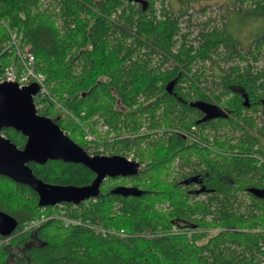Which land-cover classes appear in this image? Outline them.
Wrapping results in <instances>:
<instances>
[{"label": "trees", "instance_id": "obj_1", "mask_svg": "<svg viewBox=\"0 0 264 264\" xmlns=\"http://www.w3.org/2000/svg\"><path fill=\"white\" fill-rule=\"evenodd\" d=\"M41 4L0 0V43L15 30L19 43L31 47L49 94L62 102L59 109L47 100L46 112L37 113L84 150L82 125L94 135L100 119L114 131L137 134L146 126L155 136L114 142L132 143L148 165L132 176L106 177L88 210L69 209L72 217L123 229L125 237L96 236L57 218L23 232L27 221L56 209L38 206L30 187L0 175V211L17 221L9 236H0V264H12L11 258L14 264H261L264 198L247 190L264 189V129L253 117H264V63L254 66L264 62V35L241 53L216 27L201 28L195 43L189 41L180 15L157 13L155 0ZM252 4L248 11L264 16V0ZM191 103L218 113L208 117ZM224 127L229 134L218 133ZM1 133L24 146L26 138L13 128ZM175 158L181 171L171 178ZM28 166L50 185L82 187L95 178L78 163ZM194 176L196 183H184Z\"/></svg>", "mask_w": 264, "mask_h": 264}, {"label": "water", "instance_id": "obj_2", "mask_svg": "<svg viewBox=\"0 0 264 264\" xmlns=\"http://www.w3.org/2000/svg\"><path fill=\"white\" fill-rule=\"evenodd\" d=\"M37 89L35 84L18 88L13 82L0 83V175L30 187L38 196V206H53L97 197L104 178L127 177L137 173V164L127 162L121 156L88 155L48 117L39 115L32 98ZM190 105L206 112L208 117L218 113L209 104ZM5 128H13L26 138L21 149L2 135ZM48 160L81 164L91 170L95 178L89 185L82 187L46 184L33 175L28 163L43 165ZM197 181L198 177L194 176L184 183ZM247 192L264 198V189L249 188ZM16 227L17 221L0 211V236H9Z\"/></svg>", "mask_w": 264, "mask_h": 264}, {"label": "built area", "instance_id": "obj_3", "mask_svg": "<svg viewBox=\"0 0 264 264\" xmlns=\"http://www.w3.org/2000/svg\"><path fill=\"white\" fill-rule=\"evenodd\" d=\"M15 56V59L12 58ZM3 57L11 58L8 64L3 65L1 60ZM2 82H13L16 83L18 88L26 87L31 84H36L38 89L35 95H33V102L35 105L36 112H46V101H51L55 107L62 109V102H60L56 97L49 94V90L46 86V78L44 74L38 72L35 69V58L29 46L21 48L17 44L16 33L10 31L8 33V38L0 43V83ZM96 119V118H95ZM96 129L99 130L101 135L98 137L94 136L89 131H84V139L87 144L86 153L90 156H121L127 162H133L137 164L138 170L143 168L144 161L140 162L136 150L132 148H123L114 145V142L121 141L123 138H128L133 140L140 134H146L148 132L146 126H141L139 128V133H125L120 134L118 131H114L102 120H98L96 123ZM153 132V131H150ZM153 137V136H151ZM146 140L141 141L140 147L144 148L146 145ZM261 162V160L259 161ZM107 179L104 178L103 181ZM95 201V197L88 198L86 200L80 201L79 203H68L71 208L67 207V203L62 202L53 207L56 209L51 213L49 218L60 219L64 225H74L80 227H86L96 236H106L107 234H115L114 228H106L99 224L92 223L89 219L82 216L72 217L69 215L70 210H76L79 206L84 209H89L92 203ZM46 215L41 214L30 221H27L22 231H28L30 229L38 227L42 221L44 222L47 218ZM120 237H125L126 234L123 230L118 232ZM190 236V235H188ZM263 257L261 258V264H264V247L261 249Z\"/></svg>", "mask_w": 264, "mask_h": 264}, {"label": "rangeland", "instance_id": "obj_4", "mask_svg": "<svg viewBox=\"0 0 264 264\" xmlns=\"http://www.w3.org/2000/svg\"><path fill=\"white\" fill-rule=\"evenodd\" d=\"M252 1L253 0H155L154 7L158 10L157 13H160L159 10L164 8L170 11L174 16L180 15L181 32L187 33L189 41L195 43L194 38L201 28L211 30L213 27H216L218 29H224L225 35L231 42V50L245 53L252 46L255 39L264 35V16L253 15L248 11L249 7L253 6ZM206 22L207 24H205ZM223 49L220 51H223ZM230 63L231 61L227 64L221 62V66L226 68ZM263 63V60L259 59L254 66L259 68ZM262 115L263 114L258 112L253 115V117L255 116V121L258 122V125H256L257 128L264 129V117ZM95 118L97 117H94L93 121L96 120ZM95 122L97 123V121ZM96 123L94 125L95 127ZM87 127L89 129L88 125ZM95 127L94 136L98 137L101 133ZM161 128H163V126H161ZM218 133L229 134L226 127L220 129ZM240 133L241 130H237L234 136H238ZM208 134H212V132L209 131ZM152 136L155 135L152 134ZM260 140L264 142L263 139ZM128 141H130V139H128ZM128 141L127 143H129ZM125 147L132 148L134 146L133 144H128V146ZM135 152L139 156L138 150ZM138 159L140 162L144 161V167L149 163V160L146 158L143 159L139 156ZM180 169L178 158H175L170 167L171 178H174L177 172L181 171ZM182 169L186 171V168ZM11 251H14L16 255L20 254L21 256L22 254V249L19 247H14ZM10 262L14 264L13 258L10 259Z\"/></svg>", "mask_w": 264, "mask_h": 264}, {"label": "bare ground", "instance_id": "obj_5", "mask_svg": "<svg viewBox=\"0 0 264 264\" xmlns=\"http://www.w3.org/2000/svg\"><path fill=\"white\" fill-rule=\"evenodd\" d=\"M51 3V0H41V8L42 9H44V8H46V4L47 3ZM11 31V30H10ZM9 31V32H10ZM14 32L16 33V31L14 30ZM16 38H17V44H18V46L19 47H21V48H24V47H26V46H23V45H21L20 43H19V39H18V36H17V33H16ZM30 47V46H29ZM31 48V47H30ZM32 51V50H31ZM12 58L13 59H15V56L14 55H12ZM36 85V84H35ZM37 86V85H36ZM38 88V87H37ZM103 121V120H102ZM83 131H85V130H87V131H89L90 132V130L88 129V127H87V124L86 123H84L83 125ZM96 128V127H95ZM193 129V131H195L194 130V128H192ZM97 131V130H96ZM120 134H124V132H125V130H123V129H121L120 131H118ZM84 133V132H83ZM183 132H181V134H182ZM147 136H149V137H151L152 136V134H154L153 132H147ZM184 134V136L186 137V138H188V139H193V138H191L190 136H189V134H187L186 132L185 133H183ZM155 135V134H154ZM209 136H211L210 134H209ZM130 141H133V140H130ZM192 141H194V139L192 140ZM196 142V141H195ZM132 144V143H131ZM123 148H125V146H123ZM40 207H43V206H40ZM49 215H47V217H48ZM47 219H50L49 217L47 218ZM46 219V220H47ZM23 229V228H22ZM114 230L116 231V233L115 234H107L106 236H108V235H118V232L120 231V230H123V229H120V230H117V229H115L114 228ZM119 236V235H118ZM102 237H105V236H102Z\"/></svg>", "mask_w": 264, "mask_h": 264}]
</instances>
